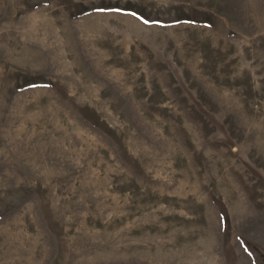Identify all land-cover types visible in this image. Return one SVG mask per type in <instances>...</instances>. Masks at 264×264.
<instances>
[{
	"label": "rangeland",
	"instance_id": "374dc122",
	"mask_svg": "<svg viewBox=\"0 0 264 264\" xmlns=\"http://www.w3.org/2000/svg\"><path fill=\"white\" fill-rule=\"evenodd\" d=\"M0 264H264V0H0Z\"/></svg>",
	"mask_w": 264,
	"mask_h": 264
}]
</instances>
